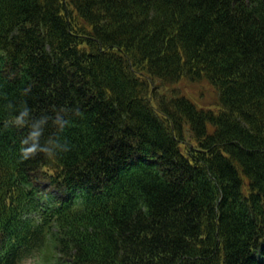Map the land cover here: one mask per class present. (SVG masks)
Here are the masks:
<instances>
[{
  "label": "trees",
  "instance_id": "obj_1",
  "mask_svg": "<svg viewBox=\"0 0 264 264\" xmlns=\"http://www.w3.org/2000/svg\"><path fill=\"white\" fill-rule=\"evenodd\" d=\"M25 102L69 110L55 161L20 158ZM27 254L264 264V0H0V264Z\"/></svg>",
  "mask_w": 264,
  "mask_h": 264
},
{
  "label": "clouds",
  "instance_id": "obj_2",
  "mask_svg": "<svg viewBox=\"0 0 264 264\" xmlns=\"http://www.w3.org/2000/svg\"><path fill=\"white\" fill-rule=\"evenodd\" d=\"M8 107L11 109V114L7 123L26 129V134L20 141L21 159L27 160L43 153L48 159L55 161L60 152L69 149V144L61 135L71 122L68 109L60 108L51 113L45 112L34 116L31 106L26 102L19 107L10 103ZM49 127H52L54 131L46 135ZM17 264H39V261L32 254H27L20 257Z\"/></svg>",
  "mask_w": 264,
  "mask_h": 264
},
{
  "label": "rangeland",
  "instance_id": "obj_3",
  "mask_svg": "<svg viewBox=\"0 0 264 264\" xmlns=\"http://www.w3.org/2000/svg\"><path fill=\"white\" fill-rule=\"evenodd\" d=\"M171 89H176L183 94H187L199 105L207 106L211 103H217V92L206 83H203V85L200 86H195L182 81L181 83L174 84ZM37 260L39 261V264H44L39 258H37Z\"/></svg>",
  "mask_w": 264,
  "mask_h": 264
}]
</instances>
